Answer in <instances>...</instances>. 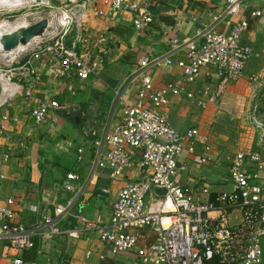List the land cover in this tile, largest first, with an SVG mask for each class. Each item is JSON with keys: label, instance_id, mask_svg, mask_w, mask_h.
<instances>
[{"label": "built area", "instance_id": "1", "mask_svg": "<svg viewBox=\"0 0 264 264\" xmlns=\"http://www.w3.org/2000/svg\"><path fill=\"white\" fill-rule=\"evenodd\" d=\"M59 10L52 0H0V17L25 9L48 11L47 28L21 49L10 53L0 51V142L5 136L6 107L19 97L31 96V80L37 83L40 74L34 65L46 56L58 63L53 69L59 78L73 76L85 81L102 69L101 55L108 52L107 40L102 35L87 34L90 19H115L130 15L131 25L137 31L148 30L153 21L152 0H58ZM243 0H226L224 16L239 14ZM252 17L264 18L263 11H254ZM248 23L238 20L226 34L213 25L196 32L191 38L171 43L172 51H182L184 59L173 60L169 55L144 57L128 77L126 86H136L135 101L123 109L122 120L105 132L102 142L95 143L94 166L109 169L110 178L124 174L130 163L139 156L143 171L137 182L124 183L112 204L106 223L88 221L74 216L85 229L96 232L99 241L107 245L113 255L134 252L139 264H264V158L258 151L243 150L235 154L228 167L230 188L210 196L207 187L191 189L177 182L184 171L179 159L186 156L200 166L212 161L205 137L197 129L179 132L168 121L166 109L170 98L179 96L183 87L196 82L200 72L215 68L222 76V84L235 82L250 57L248 48L240 44ZM175 66L180 78L154 85L149 69ZM133 86V87H134ZM122 99L120 93H117ZM188 99H193L187 93ZM214 96L207 99L213 102ZM56 101L39 102L29 113L33 124L43 123ZM198 106L203 108L202 102ZM220 106H225L224 102ZM255 120V119H254ZM256 125L264 138V116ZM107 151H102L103 145ZM202 152L195 154V146ZM77 149V154H81ZM9 153H0L1 167ZM80 156L77 157L79 161ZM77 176L68 172L62 181L66 192L75 193ZM152 191L160 194L150 198ZM103 189V193H107ZM157 197V198H156ZM205 198V200H203ZM74 199L55 207L34 226L26 227L15 221L12 210L14 200L0 206V246L11 264H35L18 255L34 247L33 238L50 241L60 234L58 220L71 214ZM150 229L154 234L151 243L139 245L137 230ZM69 237H78L72 231Z\"/></svg>", "mask_w": 264, "mask_h": 264}, {"label": "crops", "instance_id": "2", "mask_svg": "<svg viewBox=\"0 0 264 264\" xmlns=\"http://www.w3.org/2000/svg\"><path fill=\"white\" fill-rule=\"evenodd\" d=\"M52 1L59 4L58 0ZM151 3L153 21L145 31L132 27L130 15L88 21L87 34L102 35L107 40L108 52L101 55L104 64L97 74L85 81L73 76L59 78L53 72L58 63L43 56L34 61L40 78L37 83L30 81L31 96L19 97L6 107L0 153H9L10 157L1 167L0 206L12 198L15 221L31 227L42 217L52 215L56 206L74 199L71 214L58 220L60 234L50 241L34 237V247L20 253L21 259L35 264H139L133 251L113 255L95 231L85 229L74 218L81 216L91 222L106 223L124 183L137 182L143 175L136 155L121 177L111 179L109 169L94 166L95 143H101L105 132L122 120L124 107L134 103L136 86H126V82L141 59L169 54L175 61L184 59L182 51H172L171 43L191 38L210 25L226 34L234 22L245 20L248 26L241 34L240 44L249 49L250 57L239 80L222 84L219 72L207 67L196 82L170 98L166 113L171 127L179 132L197 129L205 137L212 157L208 165L200 166L184 154L179 159L184 171L176 180L191 189L207 187L211 198L230 188L228 167L237 152L251 149L264 158V138L252 121L258 123L264 116V18L251 16L254 11L264 12V0H243L239 14L233 17L223 15L226 0ZM161 5L166 7L165 11ZM36 21L32 19L27 24ZM147 73L156 87L180 78L175 66L149 69ZM187 93L193 95L192 100L186 97ZM211 96L214 100L208 102ZM52 101L57 102V108L50 111L43 123L33 124L30 110L39 102ZM199 102L205 106L201 108ZM221 102L225 106L221 107ZM77 149L82 150L81 154H77ZM102 151H107L105 144ZM201 152L202 146L196 144L195 154ZM68 172L77 176L75 193L62 188ZM261 178L264 183V172ZM103 189L108 192L103 193ZM158 194L147 193L148 203ZM67 231L78 233V237H69ZM137 232L139 245L154 240L150 229ZM262 250L264 262V240ZM0 264H11L1 246Z\"/></svg>", "mask_w": 264, "mask_h": 264}, {"label": "water", "instance_id": "3", "mask_svg": "<svg viewBox=\"0 0 264 264\" xmlns=\"http://www.w3.org/2000/svg\"><path fill=\"white\" fill-rule=\"evenodd\" d=\"M161 7H163V10L166 8L163 5H161ZM46 28V20L41 19L33 24L17 29L10 34L3 35L0 38L2 47L1 52L10 53L11 51L17 49L19 46L27 45L31 40L43 34Z\"/></svg>", "mask_w": 264, "mask_h": 264}, {"label": "rangeland", "instance_id": "4", "mask_svg": "<svg viewBox=\"0 0 264 264\" xmlns=\"http://www.w3.org/2000/svg\"><path fill=\"white\" fill-rule=\"evenodd\" d=\"M53 4H54V7L57 10L60 9L59 8V4H55V3H53ZM47 14H48V11L45 8H43V9H37V10L36 9H33V8H30V9L22 10L20 12H15V13H13L11 15H7V16L0 17V31L2 30V26H1L2 24H4V25L5 24H12L17 19H21V18H22V20H24V22L29 23L32 19H34V21H36L39 18L46 17ZM30 24H33V23H30ZM30 24H26V25H30ZM0 51H2V50L0 49ZM4 54H6V53H4ZM224 122H226V121H224ZM160 194H162V193L159 192V194L157 195V197Z\"/></svg>", "mask_w": 264, "mask_h": 264}, {"label": "bare ground", "instance_id": "5", "mask_svg": "<svg viewBox=\"0 0 264 264\" xmlns=\"http://www.w3.org/2000/svg\"><path fill=\"white\" fill-rule=\"evenodd\" d=\"M27 23L24 22V20L21 19H17L15 22H13L12 24H2V30L0 31V38L5 35V34H10L12 33L13 31L17 30V29H20L22 27H25L27 26L26 25ZM1 43H0V49H1ZM22 46H19L17 49H21Z\"/></svg>", "mask_w": 264, "mask_h": 264}]
</instances>
